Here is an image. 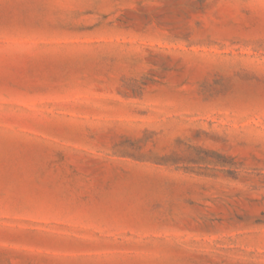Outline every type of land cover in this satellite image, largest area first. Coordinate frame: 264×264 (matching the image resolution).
Returning a JSON list of instances; mask_svg holds the SVG:
<instances>
[{"label": "rangeland", "instance_id": "374dc122", "mask_svg": "<svg viewBox=\"0 0 264 264\" xmlns=\"http://www.w3.org/2000/svg\"><path fill=\"white\" fill-rule=\"evenodd\" d=\"M0 264H264V0H0Z\"/></svg>", "mask_w": 264, "mask_h": 264}]
</instances>
